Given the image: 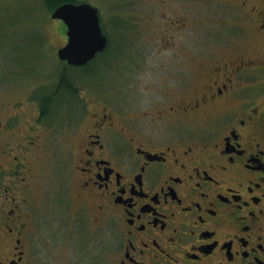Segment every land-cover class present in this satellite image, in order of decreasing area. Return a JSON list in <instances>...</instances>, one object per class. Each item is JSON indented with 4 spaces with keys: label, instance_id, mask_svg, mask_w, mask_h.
<instances>
[{
    "label": "flooded vegetation",
    "instance_id": "1",
    "mask_svg": "<svg viewBox=\"0 0 264 264\" xmlns=\"http://www.w3.org/2000/svg\"><path fill=\"white\" fill-rule=\"evenodd\" d=\"M159 5L109 18L152 22L158 45L146 49L173 54L163 81L194 87L139 121L92 106L77 121L71 210L37 194L38 148L61 111L47 103L54 91L0 103V264H52L43 228L54 237L55 221L63 264H264V3ZM99 18L106 46L94 59L109 48L105 22L120 42L125 31ZM7 70L15 90L20 65Z\"/></svg>",
    "mask_w": 264,
    "mask_h": 264
},
{
    "label": "rangeland",
    "instance_id": "2",
    "mask_svg": "<svg viewBox=\"0 0 264 264\" xmlns=\"http://www.w3.org/2000/svg\"><path fill=\"white\" fill-rule=\"evenodd\" d=\"M89 1L97 6L103 22L112 20L110 15L117 13H133L140 16L161 13L160 0H109L103 3L98 0ZM258 1L264 3V0ZM112 23L125 30L121 42L116 35L118 31L108 28L105 22V30L110 37L111 48H108V52L98 62L79 66H88L84 70L63 66L56 58V50L66 42L64 29L55 20L51 21L43 6V0H0V103L8 105L14 102L11 100L20 98L19 101L25 105L28 96H32L30 90L35 94L36 100L40 101L46 93H52L56 89L61 71H66V82L74 92L72 95L69 91H64L53 101L55 108L63 101L69 107H61L60 112L53 113L50 118V134H43L38 148L37 170L40 186L37 188V194L44 196L43 191L47 190L51 191L53 196H58L56 205H51L52 210H65V207L72 209L73 204L69 198L74 196L73 144L81 130V124L77 121L85 119L92 106L94 109L106 107L107 111L120 117L136 118L139 121L142 120L144 112H154L174 93H181L183 88L189 90L194 87L173 84V80H170L172 85L163 81L166 66L170 65L166 63L172 59L173 54L169 51L146 49L158 45L152 38V22L138 20L131 23L119 18L113 19ZM112 23L108 22L110 25ZM37 26L39 30L35 28ZM134 32H141L139 39L132 38ZM179 41L188 42L189 39ZM119 44L121 47L118 46V52L115 49ZM127 46L138 49L129 50ZM257 50L263 51L264 45L260 44ZM12 62L20 65V83L15 90L10 87L13 76L8 75L7 70ZM95 73L97 77H91ZM66 195H69L68 199ZM48 213L51 217L50 209ZM41 215L42 220L47 222L44 212ZM88 224L92 228L91 223ZM49 225L59 229V232L51 237L50 232L43 228V233L49 239V249L54 251L52 255L58 256L51 259V262L63 264V234L57 221ZM51 232L55 234V230L51 229Z\"/></svg>",
    "mask_w": 264,
    "mask_h": 264
},
{
    "label": "water",
    "instance_id": "3",
    "mask_svg": "<svg viewBox=\"0 0 264 264\" xmlns=\"http://www.w3.org/2000/svg\"><path fill=\"white\" fill-rule=\"evenodd\" d=\"M51 19L66 26V44L57 50L58 60L70 66H82L102 52L106 37L100 26L98 10L88 3H63L56 7Z\"/></svg>",
    "mask_w": 264,
    "mask_h": 264
},
{
    "label": "trees",
    "instance_id": "4",
    "mask_svg": "<svg viewBox=\"0 0 264 264\" xmlns=\"http://www.w3.org/2000/svg\"><path fill=\"white\" fill-rule=\"evenodd\" d=\"M65 2H73V3H75L76 2V0H43V6L45 7V11H46V13H49L50 11H52L53 9H55L57 6H59L60 4H62V3H65ZM36 13V10H35V12H34V14ZM37 15H38V13H37ZM37 30H39L40 28H39V26H37V27H35ZM43 27H41V29H42ZM63 29H64V27H63ZM109 46V45H108ZM109 48H111L110 46H109ZM108 52V49L107 50H105L102 54H100L96 59H94L92 62H90V63H93V62H95V61H97L98 62V60L104 55V54H106ZM116 52V51H115ZM116 54H117V52H116ZM89 63V64H90ZM88 64V65H89ZM85 67L86 66H84V67H79L80 69H82L83 68V70L85 69ZM88 67V66H87ZM86 67V68H87ZM61 73V75L58 77V83H57V87H56V89L54 90V92H53V94L50 96V98H47V99H49V100H47V103L50 105H52L53 104V101H55L56 99H58L59 98V95L62 93V92H64V91H69L72 95H73V91L71 90V88H70V85L66 82V71L65 72H60ZM91 77H97L96 76V73L94 74V75H92ZM61 101V100H60ZM65 101H63V103H61V105L58 107V109L57 110H59V108H61V107H68V105H66V102L64 103ZM47 104V105H48Z\"/></svg>",
    "mask_w": 264,
    "mask_h": 264
}]
</instances>
